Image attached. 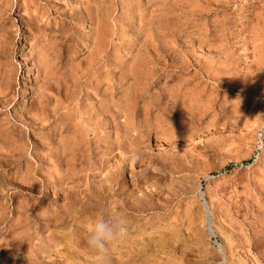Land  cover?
<instances>
[{"label":"rangeland","instance_id":"obj_1","mask_svg":"<svg viewBox=\"0 0 264 264\" xmlns=\"http://www.w3.org/2000/svg\"><path fill=\"white\" fill-rule=\"evenodd\" d=\"M101 217L110 264H264V0H0V264Z\"/></svg>","mask_w":264,"mask_h":264},{"label":"clouds","instance_id":"obj_2","mask_svg":"<svg viewBox=\"0 0 264 264\" xmlns=\"http://www.w3.org/2000/svg\"><path fill=\"white\" fill-rule=\"evenodd\" d=\"M128 229L126 218L117 220L101 217L92 225L87 246L93 255V264H110V245L118 240L126 239Z\"/></svg>","mask_w":264,"mask_h":264},{"label":"water","instance_id":"obj_3","mask_svg":"<svg viewBox=\"0 0 264 264\" xmlns=\"http://www.w3.org/2000/svg\"><path fill=\"white\" fill-rule=\"evenodd\" d=\"M199 191H200V197L202 198L201 187H199ZM204 205H205V204H204ZM205 206H206V205H205ZM206 220H207V226H208L210 232H212L211 229H210V218H209V215H208V212H207V211H206Z\"/></svg>","mask_w":264,"mask_h":264},{"label":"bare ground","instance_id":"obj_4","mask_svg":"<svg viewBox=\"0 0 264 264\" xmlns=\"http://www.w3.org/2000/svg\"><path fill=\"white\" fill-rule=\"evenodd\" d=\"M193 12V11H192ZM193 15V14H192ZM202 117V116H201ZM200 192V191H199ZM208 233H209V236L213 237V234L212 232H210V230L208 229ZM260 237V236H259ZM122 261V260H121Z\"/></svg>","mask_w":264,"mask_h":264}]
</instances>
